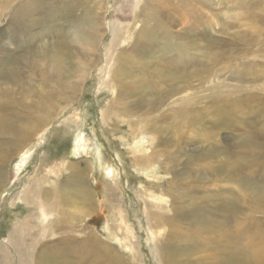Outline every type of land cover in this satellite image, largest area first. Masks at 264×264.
Instances as JSON below:
<instances>
[{
  "label": "rangeland",
  "instance_id": "obj_1",
  "mask_svg": "<svg viewBox=\"0 0 264 264\" xmlns=\"http://www.w3.org/2000/svg\"><path fill=\"white\" fill-rule=\"evenodd\" d=\"M154 9L157 10L153 12ZM113 20L122 23L124 35L116 47L127 55L120 61V70L126 71L133 61H138L142 69L137 75L146 80L145 88L155 92L172 90L173 101L176 99L174 106L185 87L182 75L198 70L202 60L209 67L208 61L217 54L214 75L204 80H190L187 90L202 93L206 85L222 81L235 89L242 109L240 113L253 110L248 121L255 126L251 128V135L256 140V154L260 152V157L256 154L254 158L248 157L253 165L251 170L244 172L253 173L255 194L251 193L254 199L249 206L241 207L239 222L248 227L249 233L254 232L248 237L256 240L251 241L255 255H250L262 254L264 260V200L259 201L264 195V0H0V112L7 113L11 119L17 113L14 125L19 127L36 114L50 111L55 106L62 108L58 109L60 113L51 109L50 115L54 119L48 129L38 132L36 138L27 142L14 137L17 147L9 145L13 139L10 131L0 128V171L5 172L0 176V240L3 244L0 264H130L131 261L168 264L163 257L173 259V252L169 251L173 236L168 235L163 243L155 244L146 217L152 210L159 212L164 207V213H173V187L165 192L169 198L162 208H153L154 205L149 203L144 213L143 197L149 200L148 197L153 195L151 191L165 189L166 180L175 183L176 178L184 180L187 177L193 186H199L184 188L185 196L218 193L217 180L225 176L215 171L220 161L216 157L203 158L201 153L204 151L198 143L184 142L182 138L151 162L152 166L159 163L158 160L167 163L166 169L159 167L156 172L157 177L153 180L156 186L141 173L133 171V153L124 142V137H129L124 134L130 129L129 122H105L102 119L101 108L104 102L116 97L118 87L117 82L113 88L107 86L108 74L105 69L104 72L100 70L109 59L107 50L115 35L110 28ZM121 36L115 38L116 43ZM56 52L63 55L60 66ZM88 70H91L89 77L82 84L81 77ZM168 72H173V80L166 76ZM126 77L120 74L119 82ZM64 82L78 86L80 94L78 90L55 93L54 87ZM172 84L182 88L174 91ZM66 94L74 96L72 101L67 97L63 99ZM176 108L179 106L173 107L176 110H173V131L179 134L184 127L181 113ZM158 115V112H146L143 117L156 120L154 117ZM131 119L137 120L135 125H140L139 118ZM79 127L88 143V146L85 143L87 156L80 162V167L87 172L85 185L91 189L95 201L101 202L97 212L87 207L82 209L79 200L70 199L74 192L67 182L66 161L71 160L69 157ZM242 130L234 135L233 131L224 130L217 138L223 143H237L239 137L242 139L245 135ZM23 145L25 150L31 151V156L19 167L17 155ZM99 145L104 153L100 160L96 153ZM156 146L158 150L164 148ZM97 159L102 170L99 166L97 171L94 168ZM245 159L240 158V161ZM110 168L115 169H112L116 175L114 181L108 175ZM100 171H103L102 176ZM162 174L166 179H160ZM244 177L249 179L246 173ZM104 178L118 183L115 193L105 191ZM199 178L204 182L196 183ZM30 189L35 192L31 199L27 196ZM62 189L64 192L60 193ZM241 189L250 193L244 187ZM222 191L226 192V189ZM66 199L70 202L66 203ZM189 201L181 204L187 205ZM117 202H121L119 205L133 232L116 219L118 209L114 206ZM53 204L56 209L50 207ZM246 204H249L248 198L243 202ZM195 206L192 204L193 208ZM170 207L172 210H168ZM197 212L198 209L191 210V217L198 218ZM26 221L29 223L25 224ZM56 221L64 227H54ZM188 223L191 226L190 220ZM239 234L240 246L246 248L245 237L241 232ZM9 238L13 245L7 247ZM160 245L165 248L164 255L160 253ZM201 253L206 260L203 256L206 253ZM239 256L240 263L247 262L246 254ZM192 258L197 257H187L183 264H189Z\"/></svg>",
  "mask_w": 264,
  "mask_h": 264
},
{
  "label": "bare ground",
  "instance_id": "obj_2",
  "mask_svg": "<svg viewBox=\"0 0 264 264\" xmlns=\"http://www.w3.org/2000/svg\"><path fill=\"white\" fill-rule=\"evenodd\" d=\"M156 10L157 9H154L152 11L154 12ZM110 23V28H112L111 33L115 35L109 44V49L107 50V56L109 57V59L107 58L108 60H105V65L101 66L100 70L103 71V69H105L108 74V82L106 84L107 86L115 85V83L117 82L118 87L117 93L115 95L116 97H112L108 103L104 102V105L101 108L102 119L105 122H129L128 125L130 129L129 131L124 133L129 134V137H124V142L128 144L127 147L129 149V152L133 153V171L137 174L141 173L143 176L147 177V181L149 183L152 182L151 185L157 184L153 183V180L155 179V177H157L156 172H158L157 170L159 167L166 169L167 163L165 164V162L158 160L159 163L152 166L150 165L151 162L157 159L158 156L164 151L168 150L169 147L171 149L173 144H176L175 141H180V138H182V141L184 142L187 141L198 143L199 147L204 151L201 153V156L203 158L216 157V159L220 161V163L218 164L219 168L215 171L221 176L225 175L223 179L217 180L218 193L216 195L200 197H188V195L185 196L183 192L184 188L190 189L191 187L196 188L199 186H193L191 179L187 177L184 180L176 178L175 183L171 180H166L167 186L165 187V189L162 188L155 189L153 191L150 190L153 195H151L152 197L147 196L149 200H147L145 196L143 197L145 205V207H143L144 213L149 203L151 204V206L154 205L153 208H162L161 205L163 204V202H167V198H169L168 196L166 197V195H164L165 192L173 187L172 206L175 209L173 210V213L172 211H170L171 215L164 213V209L166 208L164 207L163 211L161 209L159 212L152 210L146 217L149 225L152 227V229H150V233L154 238V242H156L155 244L159 242L163 243L164 238L167 239L168 235L173 236V244L169 247V251L173 252L171 253L173 255V259H170L169 256L164 255L165 248L163 245H160V253L164 255L165 258L162 255L160 256H162L163 260L168 264H170V261L173 262V264H183L185 263L187 257L192 256H195L197 258L190 259L188 261L189 264H264L262 254H259L257 256L250 255V253H253V255H255V247L253 246L251 241L255 242L256 240L255 238H252L251 240L248 237L251 236V234H253L254 232L249 233L248 227L242 222H239V219L242 215L241 207L245 208L246 206H249L251 204V201L254 199V195H252L251 193L255 194L253 180L251 179L253 177V173H250L249 170L247 172H244L247 169L251 170V167L253 165V161L248 160V157L254 158V155L258 151L256 147V140H254V136L252 137L251 135V133H253L251 128H253L254 124L251 123L252 121H248L253 115V110H247L244 111V113H240L242 109L239 105V101L236 98L235 89L230 88L231 86H227L222 81H217L213 84L206 85V87L203 88L202 93H200L199 91L190 92L187 90V88H189L188 85L190 80L194 78L198 80H204L208 78V76L214 75L213 65L218 61V55L213 54V56L208 61L209 67L205 65V60H202V64L201 66H198V70L189 74H183L182 76L185 78V84L183 86L185 87H176L172 84L174 91L175 88H177L178 90L182 88V95L177 99V103L173 106V102H176V99L173 101L172 90L155 92L145 88L146 80L137 75V73H140L142 69L141 64L138 61H133L128 70H120V61H123L127 58V55H125L126 52L121 51L116 47V45L118 46L120 44V40L123 39L122 37L124 35L123 29H121L122 23L117 24L115 20L111 21ZM121 34L122 36L119 40H117L116 43L115 38H118V35L120 36ZM95 44L96 43H93V45ZM55 56L59 61L58 63L60 66L61 62L63 61V55L60 52H56ZM51 57H54V55L52 54ZM99 58L100 57L98 54V59ZM111 59H113V61ZM86 65L87 64H85V66ZM85 66H83L84 69L87 68ZM90 69L92 70V68ZM91 70H88L87 73L81 77L80 81L82 82V84L84 81H87ZM120 74L127 75L126 80L122 79L119 82L118 76ZM166 76L173 80V72H168ZM79 89L80 88H78V86H75V84H71L70 82H64L54 87L55 93L58 91L66 93V90H69V92H75L78 90L80 94L81 91ZM183 89H185V92L183 91ZM71 94H69V96L67 94L64 95L63 99L66 100L65 98L67 97L69 98V101H72L74 96H72ZM128 99L131 100H129L128 102ZM178 106L179 108L176 109L179 113H181L180 115L182 116L183 120L181 121V124L183 125L184 129L183 131H181V133L175 134L173 131V123H175L173 122V113H175L176 110L173 109V107ZM1 108L2 105H0V109ZM51 109L55 110V112L57 113H60L61 110L58 109L62 108L60 106H55ZM51 109L50 111H46L45 113L36 114L30 121H26L25 124L19 127L14 125V119L17 118V113L15 114V117L11 119L8 115H6L7 113L0 112V128H7L13 136V139L9 142V145L17 147V141L14 139V137H16L17 140L24 139L28 140L27 142H29L32 137L34 138L35 136H37L39 131H41L42 129H48V124L51 123L54 119L51 117L52 115H50L51 111H53ZM228 109H230V111ZM146 112L150 114H156V112H158L159 115L157 117H154L156 120L147 119L143 117L144 113ZM135 117L139 118L138 120L140 121V125H135V121L137 120L131 119ZM239 121H241V123H239ZM115 123L112 124L115 125ZM45 125H47V127ZM241 129L244 130L245 135L242 136V139L238 136L239 141L237 143H229V141L228 143H223L217 138L219 134L224 132V130L233 131L234 135L235 132ZM149 133H151V135H149ZM75 138L76 143L73 146V152L69 157L71 158V160H65L67 169L69 170V179L67 182L71 186L70 190L74 192L70 199L79 200V205L81 206V208L83 207L85 209L87 207L90 210L92 209L97 212V208H101V202L99 203L98 201H95V197L93 196L91 189L89 188V186L87 187V185H85L84 175L87 172L84 173L83 168L80 167V162L85 160V157L87 156V152L85 153L87 148L86 144L88 146V143L86 142V139L84 138L83 132L80 127L79 130L76 131ZM156 145H160L161 148H164L158 150L156 149ZM0 146H2V142H0ZM25 147L26 146L23 145L21 149H19L20 151L18 150L19 153L17 156L19 157V160L17 165L19 167L25 165L26 161L31 156V151H29V149L25 150ZM81 153L83 157H81ZM96 153L99 160L100 157L103 159L104 153H102L100 145L97 147ZM79 156L81 158H76ZM257 156L260 157V152L259 154H256V157ZM240 158L246 159L244 161H240ZM98 159L93 164L96 171L98 170L97 168L100 162ZM86 162L88 167L91 169V165H89L88 161ZM66 164L64 162V165ZM100 166L99 170H102L103 167ZM112 169L115 170L114 168ZM112 169H109L108 175L110 176L111 180L114 181L113 178H116V175ZM102 172L100 173L101 176ZM4 173V171H0V176ZM244 173L247 174L249 179L244 177ZM162 178L166 179L165 175L162 174L160 179ZM103 180L104 189L106 192L115 193L117 191L118 183L113 184L105 178ZM73 181L74 183L73 185H71ZM198 181L199 182L196 183L204 182V180L200 178L198 179ZM224 181H227L228 184ZM208 184L215 185V183L212 182H209ZM240 186L244 187L245 190L249 191L250 193H246L245 191H243L244 189L242 190ZM223 189H226V192H221V190ZM227 190L229 191L230 195L227 193ZM27 192V196L29 197V199H31L35 194L32 189H30V191L27 190ZM43 192L46 193L45 190ZM63 192V189L60 190V193ZM44 198L49 199L46 196ZM247 198L249 204L243 205V202H245ZM188 199L190 201L187 205L181 204L182 201ZM262 200H264V195L259 201ZM64 201L68 203L69 200L66 199ZM154 202L156 204H154ZM119 203L121 202H117L114 206V208L118 209L116 219L119 218V222L122 225L125 224L127 230L129 229L130 231H132L133 228L130 225L129 219H127V216L125 215L126 213L122 211ZM194 203L196 204V206L193 208L192 204ZM50 207L56 209L54 207V204ZM180 207L182 208L181 210H179ZM89 209H87V213H89ZM193 209H198V218H194L193 215V218L191 217L190 214L191 210ZM168 210H172V208L170 207ZM189 220L191 221V226L188 225ZM29 221H26L24 223H29ZM172 223L173 228L171 227ZM63 225L60 227V223L56 221L54 227L58 226L57 228L59 229L64 227ZM162 226L164 227L161 228ZM186 227H188V231ZM239 232H241L245 237V240L243 241H245L244 244L246 245V248L240 246L242 241L240 242ZM12 241L13 240L9 238L7 241L9 242V245L6 246L9 247L13 245ZM1 246H3V244L0 240V247ZM259 246H261V243H259ZM166 249H168V246H166ZM201 252L206 253L203 255L205 256L206 260L201 257ZM241 252H244L242 254H246V263L239 262V255H242ZM197 253L199 255H196ZM130 264H136V262L133 263L131 261ZM161 264L163 263L161 262Z\"/></svg>",
  "mask_w": 264,
  "mask_h": 264
}]
</instances>
